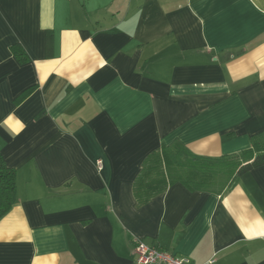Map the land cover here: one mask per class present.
Instances as JSON below:
<instances>
[{"label":"crops","instance_id":"crops-1","mask_svg":"<svg viewBox=\"0 0 264 264\" xmlns=\"http://www.w3.org/2000/svg\"><path fill=\"white\" fill-rule=\"evenodd\" d=\"M262 135L264 0H0V153L17 173L0 264H137L135 239L264 264V166L221 194L133 196L155 150L220 158Z\"/></svg>","mask_w":264,"mask_h":264},{"label":"trees","instance_id":"trees-1","mask_svg":"<svg viewBox=\"0 0 264 264\" xmlns=\"http://www.w3.org/2000/svg\"><path fill=\"white\" fill-rule=\"evenodd\" d=\"M13 52L21 63L27 60L17 46ZM264 166V135L253 140L251 150L220 158L199 157L181 144L153 151L143 162L133 187L136 207L141 208L163 195L170 186L181 183L192 192L221 194L238 177ZM17 173L0 153V219L16 203Z\"/></svg>","mask_w":264,"mask_h":264},{"label":"built area","instance_id":"built-area-1","mask_svg":"<svg viewBox=\"0 0 264 264\" xmlns=\"http://www.w3.org/2000/svg\"><path fill=\"white\" fill-rule=\"evenodd\" d=\"M134 252L137 264H193L188 258L178 257L167 251L149 247L138 239L134 240Z\"/></svg>","mask_w":264,"mask_h":264}]
</instances>
